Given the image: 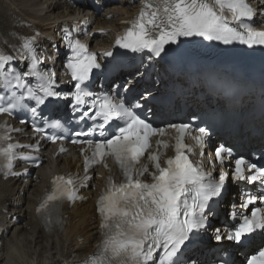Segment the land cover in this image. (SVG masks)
Segmentation results:
<instances>
[{"label":"snow or ice","instance_id":"1","mask_svg":"<svg viewBox=\"0 0 264 264\" xmlns=\"http://www.w3.org/2000/svg\"><path fill=\"white\" fill-rule=\"evenodd\" d=\"M257 23L264 24V13L256 12L248 0H146L139 15L130 22L131 26L117 34L115 43L132 53L147 50L149 59L160 57L166 46L183 43L182 38L199 37L224 45L238 42L253 48L264 46V30L257 27ZM38 36L37 33L24 38L20 48L12 45L11 54L0 50V91L4 92L0 102L6 103V106L0 104V113L12 115L18 108L26 109L37 133L45 130L41 123L62 128L60 121L67 115L66 110L78 113L79 121L91 120L93 123L89 131L75 133L77 137L88 139H73L72 143H85L93 147V152L85 158L82 178L69 174L67 178L56 176L52 180L51 189L44 194L37 212L44 214L55 202L83 199L78 196V191L91 179L90 168L110 155L118 164L123 179L117 184L114 177L109 176L107 188L98 200L103 239L89 264H193L196 258L187 255V250L197 244L211 226L213 204H218L223 197L229 173L221 170L217 180L189 159L185 153H191L192 149L183 142L185 134L191 130L187 123L169 125L177 132L175 156L167 159L166 166L162 167V154L149 152V149L150 138L162 135L165 129L153 126L149 119L151 110L141 117L136 111L141 107L138 103L133 106L126 104L123 98L117 101L110 95H95L90 90V74L94 69H100L101 64L96 54L88 51V45L79 39L73 40L71 33L66 34L67 46L71 49L67 69L75 83L72 85L74 90L63 89L57 83L55 73L41 66L43 53L34 47ZM104 55L111 56L112 53ZM18 62H22L20 66H17ZM131 83V80L126 82L124 92L130 90L128 85ZM46 115L49 119H44ZM50 119L56 122L49 124ZM113 121L116 122L114 130L111 127ZM12 131L21 130L6 128L0 134V172L5 176L16 174L13 172L14 161L34 162L37 159L18 153L17 148H39V143L19 145L8 142L11 139L8 133ZM97 131L99 138L94 140L92 137ZM198 132L194 139L203 145L208 130L199 127ZM62 138L45 137L53 142ZM157 144L167 146L163 141ZM146 152L154 167L150 173L151 183L141 179L148 172V166L137 167ZM232 155V149L223 144L215 148V157L222 166L224 157ZM234 163L232 176L235 181L243 182L240 207L248 208L254 201L264 204V165L244 157L236 158ZM247 185L257 188L255 195L249 194ZM250 211V216L239 213L242 222L234 231L222 235L216 229L214 236L216 241L226 238L237 245L248 244L252 250H259V257L245 253L242 264H254L264 257V245H256L254 238L246 235L264 229V210L253 206Z\"/></svg>","mask_w":264,"mask_h":264},{"label":"bare ground","instance_id":"2","mask_svg":"<svg viewBox=\"0 0 264 264\" xmlns=\"http://www.w3.org/2000/svg\"><path fill=\"white\" fill-rule=\"evenodd\" d=\"M61 2L62 0H0V35L15 37L25 24L46 32L54 30L60 21L70 20L69 14L60 10ZM64 2L72 10L68 0ZM116 8L123 9L120 6ZM97 20L96 28L113 29L120 26L119 18L107 19L103 15L97 17ZM102 39L107 42L111 40V36L106 34ZM63 160L65 162L68 158ZM65 167L66 164H62L58 169ZM35 174L25 184L0 179V232L15 227L11 234L3 236L8 239L0 244V264H60L63 260L76 261L87 257L94 251L100 238L92 202L66 210V213L72 214L68 218V225L61 232L49 234L40 227L39 220L34 215L38 197L47 186L48 176L44 167L37 169ZM76 216H80L79 221L69 223ZM17 219L19 222H16ZM81 235L86 237L84 244L78 241Z\"/></svg>","mask_w":264,"mask_h":264},{"label":"rangeland","instance_id":"3","mask_svg":"<svg viewBox=\"0 0 264 264\" xmlns=\"http://www.w3.org/2000/svg\"><path fill=\"white\" fill-rule=\"evenodd\" d=\"M4 264V263H3Z\"/></svg>","mask_w":264,"mask_h":264}]
</instances>
